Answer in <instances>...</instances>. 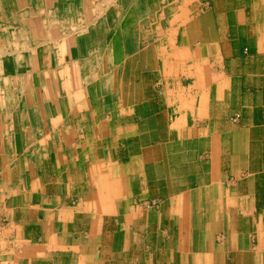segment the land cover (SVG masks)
<instances>
[{"label":"crops","instance_id":"0c3cea01","mask_svg":"<svg viewBox=\"0 0 264 264\" xmlns=\"http://www.w3.org/2000/svg\"><path fill=\"white\" fill-rule=\"evenodd\" d=\"M0 15V264H264V0Z\"/></svg>","mask_w":264,"mask_h":264},{"label":"built area","instance_id":"2783aa9c","mask_svg":"<svg viewBox=\"0 0 264 264\" xmlns=\"http://www.w3.org/2000/svg\"><path fill=\"white\" fill-rule=\"evenodd\" d=\"M4 225V220L0 217V227Z\"/></svg>","mask_w":264,"mask_h":264},{"label":"rangeland","instance_id":"374dc122","mask_svg":"<svg viewBox=\"0 0 264 264\" xmlns=\"http://www.w3.org/2000/svg\"><path fill=\"white\" fill-rule=\"evenodd\" d=\"M6 1V0H5ZM2 2V1H1ZM2 15H0V22L1 21H4L3 19H2V17H1ZM2 57V56H1ZM4 57H5V55H4Z\"/></svg>","mask_w":264,"mask_h":264}]
</instances>
